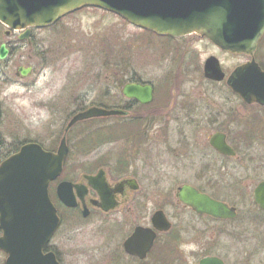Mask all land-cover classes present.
I'll list each match as a JSON object with an SVG mask.
<instances>
[{
  "label": "flooded vegetation",
  "instance_id": "flooded-vegetation-1",
  "mask_svg": "<svg viewBox=\"0 0 264 264\" xmlns=\"http://www.w3.org/2000/svg\"><path fill=\"white\" fill-rule=\"evenodd\" d=\"M3 29L0 118L4 61L18 54L20 58L24 57L20 51L26 44L30 60L26 67L20 65L16 69L15 76L21 80L32 79L31 88L39 82L38 72L48 70L49 66L53 67L49 68L53 72L58 70L54 62L48 61L49 52L43 51L49 49L44 46L49 42L36 37L45 29ZM3 45L7 49L5 59L1 58ZM186 48L172 51L179 57L195 55V65L182 63L178 71L175 67L180 59L176 62L170 58L171 54L163 65L170 68L165 81L173 80L169 94L167 87L160 88L142 74V86L151 88L152 100L142 105L135 101L138 106L132 103L134 100L124 98L122 106H114V109L126 112L122 118H129L135 109H140L142 114L138 121H125L139 128V133L135 132L138 137L120 139L133 143L127 147L129 158L119 154L121 158L115 162L109 160L78 178L70 177L66 162L72 155L70 146L81 142V133L77 129L83 122L70 127L71 121L91 108L108 107L83 101L77 88L79 79H75V88L55 90L38 105L51 113L49 127L57 129L56 132L46 138L37 135H34L35 139L11 137L14 141L24 140L19 142L22 145L37 143L44 147L47 143L61 144L65 140L68 146L63 173L49 185L59 227L43 248L44 258H33V264H203L206 260L222 264H264V207L257 200L264 198V193L257 192L264 184V105L246 104L228 87L226 78L221 82L208 79L204 74L206 61L199 65L195 52ZM194 71L203 76L207 85L223 83L226 88L207 87L194 95L196 89L190 84L195 77ZM121 92L123 94V89ZM72 106V112L68 114V107ZM63 126V134H60ZM120 126L121 123L109 126L108 136L97 139L96 145L110 143L113 130ZM4 141L0 127V163L9 157L3 153ZM220 144L227 146L232 154L220 150ZM48 151L56 152L57 149ZM242 161H249L251 167L239 168ZM63 182L72 184L74 207L65 205L58 197L57 189ZM143 191L142 200H135L136 194ZM191 195L215 203L219 212L213 214L186 203L184 199ZM149 205L155 209L151 213ZM158 213L163 215L159 216L161 226L154 221ZM137 228L150 231L145 233L147 238L140 244L141 256L127 250V243ZM2 237L4 232L0 227ZM8 261L9 254L0 249V264H8Z\"/></svg>",
  "mask_w": 264,
  "mask_h": 264
},
{
  "label": "water",
  "instance_id": "water-1",
  "mask_svg": "<svg viewBox=\"0 0 264 264\" xmlns=\"http://www.w3.org/2000/svg\"><path fill=\"white\" fill-rule=\"evenodd\" d=\"M86 6L113 12L132 25L158 35L181 38L195 33L223 51L250 56L251 61L235 69L227 84L245 103L264 105V71L254 58L264 36V0H0V22L14 30L46 27ZM6 56L3 45L1 58ZM205 76L224 80L225 74L215 57L207 60ZM151 92L150 87L140 83H128L123 89L126 98L140 104L152 100ZM119 116H126V112L94 107L76 115L69 126L92 118ZM218 147L232 154L227 146ZM67 155L65 140L56 153L29 143L0 164V227L4 232L0 249L9 254L8 264H33V258H44L43 248L60 223L49 185L62 174ZM257 192L264 193V184ZM57 194L65 205H76L71 183H61ZM257 200L264 207V198ZM184 201L213 214L220 210L215 203L197 195ZM159 216L163 215L158 213L154 221L161 226ZM149 232L137 228L127 250L141 256L140 244ZM203 264L222 263L206 260Z\"/></svg>",
  "mask_w": 264,
  "mask_h": 264
},
{
  "label": "rangeland",
  "instance_id": "rangeland-1",
  "mask_svg": "<svg viewBox=\"0 0 264 264\" xmlns=\"http://www.w3.org/2000/svg\"><path fill=\"white\" fill-rule=\"evenodd\" d=\"M3 27L7 29L0 23V42L5 41ZM43 29L45 30L38 32L36 37L49 42L44 45L49 46V49H43V51L49 52L46 57L49 62L51 60L55 63L58 70L53 72L49 69H53V67L49 66L48 70L38 72L41 74H37V77L40 76V78L35 88H31L32 79L21 80L16 77V69L20 65L26 67L30 60L26 44L25 48L20 51L23 52L24 57L20 58L18 54L2 64L0 127L6 139L2 147L4 154L15 151L17 147L20 148L22 144L19 142L24 141L21 139V141H14L11 139L12 136L35 139L34 135H37L46 138L51 136L50 133L57 131V129L49 127L51 113L43 105V107H38V105H41L45 98L53 95L55 90L75 88V79L80 80L77 88L80 89L83 101L90 104L96 102L105 104L108 106L105 110H112L114 106L123 105L124 96L121 91L127 82L126 78L132 76L142 79L143 74L146 80L158 84L160 88L167 87L169 94L173 80L165 81L167 78L165 75L170 68L169 65L163 66L168 60L169 54H171L170 58L176 62L180 59L179 64L175 67L178 71H180L182 63H192L191 66H193L197 61L195 55L191 58L179 57L174 52L177 51L176 48L181 50L183 47H187L186 49L192 53L195 52L199 65H202L210 56H216L227 76L239 65L250 61L251 58L245 54L221 52L203 37L187 36L176 39L167 35L160 36L152 31L140 29L120 16L90 6L68 13ZM254 56L256 61L264 66V36L259 42L258 50ZM45 73L46 75H44ZM194 76L190 83L196 89L193 92L194 95L200 91L203 92L207 87L211 89L226 88L223 83L207 85L203 76L196 71H194ZM119 79L125 80L121 84ZM66 98L70 97L66 96ZM72 108L73 106L68 107V114L72 112ZM61 114L59 112V115ZM141 115L140 109H135L130 112V117L127 119L130 121ZM127 119L122 117L94 118L83 121L78 129L76 128L82 138L78 145L73 143L70 146L72 155L66 162L70 177L78 178L81 174L91 172L98 165L106 164L109 160L115 162L121 158L119 154H124L126 158H129L127 147H130L132 142L120 140L125 136L119 129L113 130V139L110 143L104 142L100 146L96 145L97 139L108 136L109 126L112 124L121 123L133 127L134 125L126 124ZM63 129L64 126L62 129L60 128V134H63ZM138 129L136 127L135 130L133 129L134 131H127L126 136L138 137ZM132 133L134 135H131ZM11 140L13 141L10 142ZM59 144V142L47 143L44 147L56 150ZM135 159L137 160V156ZM240 165L241 169L251 167L249 161H242ZM144 194V191L142 194H136L135 200H142ZM151 202L153 203V201ZM131 205L134 206L133 203ZM154 210V207L149 205L150 213ZM78 264L83 263L78 262Z\"/></svg>",
  "mask_w": 264,
  "mask_h": 264
},
{
  "label": "trees",
  "instance_id": "trees-1",
  "mask_svg": "<svg viewBox=\"0 0 264 264\" xmlns=\"http://www.w3.org/2000/svg\"><path fill=\"white\" fill-rule=\"evenodd\" d=\"M150 33V32H149ZM120 65V64H119ZM261 66L263 67V65L261 64ZM264 68V67H263ZM137 79V80H136ZM138 79H140V78H137V77H130V78H126V80H127V82L126 83H128V82H141L142 83V79L141 80H138ZM119 80H121V84L123 83V80H125V79H119ZM130 103V102H129ZM133 104L135 103V104H137L135 101L134 102H132ZM138 105V104H137ZM139 106V105H138ZM139 120V118H134V119H132V121H138ZM137 127V126H136ZM136 127L135 126H131V127H128V126H126V125H122V126H120V131H121V133H122V135L123 136H125V137H128V135L126 136V132L127 131H130V130H135L136 129ZM133 130V131H134ZM132 131V132H133ZM137 131V130H136ZM131 135H134V133H132ZM19 150V148L17 147V149L15 150V151H11V153H14V152H17ZM50 150H52V149H50ZM11 153H9L8 155H10Z\"/></svg>",
  "mask_w": 264,
  "mask_h": 264
},
{
  "label": "bare ground",
  "instance_id": "bare-ground-1",
  "mask_svg": "<svg viewBox=\"0 0 264 264\" xmlns=\"http://www.w3.org/2000/svg\"><path fill=\"white\" fill-rule=\"evenodd\" d=\"M189 36H197V37H200V35L199 34H190Z\"/></svg>",
  "mask_w": 264,
  "mask_h": 264
}]
</instances>
